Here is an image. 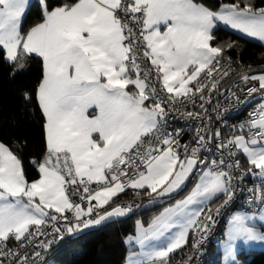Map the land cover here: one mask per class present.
<instances>
[{"label": "snow or ice", "instance_id": "1", "mask_svg": "<svg viewBox=\"0 0 264 264\" xmlns=\"http://www.w3.org/2000/svg\"><path fill=\"white\" fill-rule=\"evenodd\" d=\"M27 7L28 0H0V51L18 64L14 74L23 70V58H42L36 99L44 117L46 154L38 164L40 178L29 183L21 160L0 143V264H35L40 253L29 257L26 244L45 235L46 227L63 239L62 232L127 215L130 206L105 209L126 189L145 190L153 201L172 199L192 178L188 194L147 228L137 221L135 243L143 259L130 257L129 264H169V255L187 244L190 233L199 250L216 216L235 199L233 181L247 175L264 181V103L238 126L239 134L227 139L220 129L197 126L194 145H181V129L165 131L168 116L179 111L178 105L195 107L197 96L209 102L205 93L230 75V69L219 66L223 49L210 43L217 23L264 42V8L242 0L222 4L216 12L195 0H77L48 11L45 0L43 22L22 34ZM144 61L151 68H143ZM241 80L245 85L258 81V88L243 90L249 97H264V73H245ZM129 85L135 91H128ZM24 98L31 101L27 93ZM199 107L203 113L186 111L181 119H202L207 109L204 103ZM93 108L97 115L90 117ZM239 154L249 167L236 175ZM248 191L264 222V183ZM220 196L224 199L213 210ZM66 212L73 213L74 222L61 228L59 221L69 219ZM256 218L250 208L230 215L221 244L224 264H239V254L264 243V223L261 230L251 223ZM10 239L18 242L17 249L7 248ZM50 244L37 246L47 250Z\"/></svg>", "mask_w": 264, "mask_h": 264}, {"label": "trees", "instance_id": "2", "mask_svg": "<svg viewBox=\"0 0 264 264\" xmlns=\"http://www.w3.org/2000/svg\"><path fill=\"white\" fill-rule=\"evenodd\" d=\"M75 2L77 0H46L48 11ZM195 2L216 12L222 4L235 3L236 0ZM243 2L251 3L256 9L264 8V0H242ZM44 3L45 0H34L31 3L22 22V34L43 22ZM212 35L211 46L223 49L220 60H233L236 65H244L248 71H264V45L248 40L222 26L216 27ZM229 44L233 47L228 48ZM22 63L23 70L14 74L18 64L7 61L4 52L0 51V143L21 160L25 179L31 183L39 178L38 164L43 162L46 154L44 117L36 99L43 68L41 60L31 55L23 58ZM25 93L31 96L30 102L25 100ZM238 157L247 170L242 158L239 155ZM193 180L194 178L190 179L183 191L174 195L172 199L165 197L154 205L145 190H139L137 194V191L126 189L114 197V203L105 206V209L110 210L117 204L137 199L141 203L135 211L122 218L105 220V223L77 236L64 232L61 242L48 254V260L55 264H124L127 253L131 251L127 240L133 236L137 221L143 226L150 225L164 208L175 204L188 194L193 187ZM222 201L223 196L211 206ZM82 207L86 209L88 205ZM105 209L99 211L103 213ZM225 223L221 229L222 237ZM215 243L212 242L204 249L203 264H220V253L215 251ZM190 251L189 239L186 246L170 256L169 264H177L181 257ZM237 259L243 264H264V250L248 249L239 254Z\"/></svg>", "mask_w": 264, "mask_h": 264}, {"label": "built area", "instance_id": "3", "mask_svg": "<svg viewBox=\"0 0 264 264\" xmlns=\"http://www.w3.org/2000/svg\"><path fill=\"white\" fill-rule=\"evenodd\" d=\"M138 31V29H137ZM219 66L225 70L230 69V75L220 80L218 89L213 91L212 93H205V97L208 98L209 102H204L196 97L195 107L191 103L187 105H178L179 111H172L168 116V127L165 131L175 132L176 129H181L182 134L180 136L181 145L190 144L194 145L195 140V131L196 127L203 124L212 132H215L216 129H220L222 133V137L227 139L229 136L233 134H239L238 126L245 121L249 120V114L254 112L258 107V102L263 100L259 93L253 94L252 97L248 96L246 87H259L258 81L250 80L247 85L241 80V76L247 73L248 75L260 74L264 73V71H248L244 65H236L233 60H220ZM142 67L145 69L151 68V64L148 61H144ZM156 73L152 72V80L155 81ZM156 87L159 88L160 85L156 84ZM230 89V91H229ZM235 94L234 96L232 94ZM235 97H239L240 103L237 102ZM247 101V103H244ZM201 103H204V108L207 109V114L202 116V119H194L188 120L187 118L181 119V116L184 112H201L203 110L199 107ZM214 147V145H213ZM181 153H183V149H180ZM207 155V153H205ZM218 155V154H217ZM211 158V157H210ZM240 161L241 169L237 170L234 174L238 175L239 171H246L244 169L242 161L238 157H235ZM195 179V178H194ZM234 185H236V196L232 204H230L226 209H224L221 215L216 216L215 225L212 227L210 232L207 235V238L200 245L199 250L193 248V243L196 239L195 233H190V247L191 251L189 254L181 257L177 264H203L202 253L206 247H208L212 242H216L218 239L222 237L221 229L228 218V216L235 210H247L251 209L252 213L258 214V203L251 204L249 203V197L251 193L248 191L249 189L259 187L264 181L261 179H253L250 175L244 177V179H236L233 181ZM95 188V184L92 185ZM243 189V191H241ZM73 201L75 203H81L82 206H87V202H82L79 196H73ZM224 199V197H223ZM140 200H131L129 202L122 203V205L130 206L132 211H135L140 206ZM221 203V202H220ZM219 203V204H220ZM216 205H213L212 208L215 210ZM65 215L69 218L68 221H64L61 219L57 226L63 228L66 223L74 222L73 213L66 212ZM95 214L92 215V219H95ZM81 228L80 230H82ZM45 235L36 236L31 245L26 244V249L29 257L32 256L33 252H39L40 257L34 258L35 264H55L51 260H48V254L50 253L52 248L58 246L62 239H60L52 230L51 227H46L44 229ZM64 232H62V235ZM51 241V244L47 250L44 248L38 247L41 242L48 243ZM7 248L9 249H17L18 242L14 239H10L6 242ZM23 251V249L21 250ZM192 256V260L188 261L187 258ZM5 264H8V261H5Z\"/></svg>", "mask_w": 264, "mask_h": 264}, {"label": "crops", "instance_id": "4", "mask_svg": "<svg viewBox=\"0 0 264 264\" xmlns=\"http://www.w3.org/2000/svg\"><path fill=\"white\" fill-rule=\"evenodd\" d=\"M32 2H34V0H28V7H27V9H26V11H25L24 16L26 15V12H27V10H28V8L30 7V5H31ZM24 16H23V18H22V22H23ZM218 26H222V27H224V28H226V29H228V30L234 32L235 34H238V35H240V36H242V37H244V38H246V39H248V40H251V41H254V42H257V43H260V44L264 45V42L259 41L257 38H255V37H249L247 34H243V33L239 32L238 30H234V29H232L230 26H226V25H224L223 23H217L216 27H218ZM216 27H215V28H216ZM215 28H214V29H215ZM161 30H163V26L161 27ZM213 31H214V30H213ZM3 52H4V51H3ZM4 55H6L5 52H4ZM31 56H34V57L40 59L41 62H42V68H43V61H42V58L36 56L35 54H32ZM218 59H219V58H218ZM127 90H128V91H135L134 86H132V85H129ZM261 103H264V99L261 100V101L259 102V104H261ZM38 105H39V104H38ZM88 114H89L90 117H94L95 115H97V111H96L94 108H93V109H89V113H88ZM239 156L242 158L243 162L246 164V167H247V169H248L249 165H248V163H247V161H246V158H245L242 154H239ZM250 176H251L253 179H260L259 177H255V176H253V175H250ZM39 178H40V173H39ZM39 178H38V179H39ZM38 179H37V180H38ZM129 189H130V188H129ZM221 197H222V196H220L219 198H221ZM217 200H218V199H217ZM215 201H216V200H215ZM93 204H95V201H93ZM256 217H257V218H256L255 220L251 221V223L254 224V225H256L257 229L261 230V224L264 223V222H261V221L259 220V213L256 214ZM226 221H227V220H226ZM140 223H141V222H140ZM141 224H142V223H141ZM225 224H226V223H225ZM148 226H149V225H148ZM148 226H143V227L147 228ZM93 228H95V226H92V225H91V226L89 227V230H91V229H93ZM224 229H225V227H224ZM223 231H224V230H223ZM136 235H137V223H136V225H135V232H134L133 236L129 237L128 240H127V244L130 246L131 251L127 253L126 258H125V261H124V264H129V258H130V257H135V258H137V259H143V257L140 255V253H141V248H140L139 245H137V244L135 243V237H136ZM189 237H190V234H189ZM189 237H188V241H189ZM223 237H224V234H223ZM130 238H131V239H130ZM187 243H188V242H187ZM185 246H186V245H185ZM263 246H264V243L255 242V243H253V244L251 245V247L247 248L246 250H248V249L262 250V249H260V248H262ZM182 248H183V247H182ZM182 248H181V249H182ZM179 250H180V249H177L175 252H177V251H179ZM215 251H216V248H215ZM175 252H173V253H175ZM173 253H171V254L169 255V258H170V256H171Z\"/></svg>", "mask_w": 264, "mask_h": 264}, {"label": "rangeland", "instance_id": "5", "mask_svg": "<svg viewBox=\"0 0 264 264\" xmlns=\"http://www.w3.org/2000/svg\"><path fill=\"white\" fill-rule=\"evenodd\" d=\"M161 200H158V201H151L152 202V204L154 205V203L156 204V202L158 203V202H160ZM236 211H240V210H235V211H233V212H236ZM232 212V213H233ZM231 213V214H232ZM129 214V213H128ZM230 214V215H231ZM230 215L228 216V218H227V221H226V224H225V229H224V231H223V234L226 232V230H227V228L229 227V225H228V220H229V218H230ZM126 216V215H125ZM122 217H124V216H121V217H113L114 219H117V218H122ZM107 221V220H106ZM102 223H105L104 221L103 222H101L100 224H98V225H92V226H95V227H98L99 225H101ZM90 227V226H89ZM89 227L88 228H83L82 230H79V231H76V232H74V233H72V235L73 236H77V235H80V234H82V233H84V232H86V231H88L89 230ZM257 230H259V229H257ZM224 238L225 237H221L220 239H218L217 241H216V243H215V248H216V251L218 252V253H220L219 255H220V264H224V262H223V251H222V248H221V244H222V241L224 240ZM260 249H262V250H264V246L262 247V248H260ZM238 262H239V264H243L242 262H240L239 260H238Z\"/></svg>", "mask_w": 264, "mask_h": 264}]
</instances>
